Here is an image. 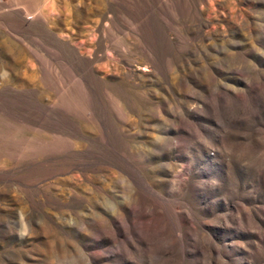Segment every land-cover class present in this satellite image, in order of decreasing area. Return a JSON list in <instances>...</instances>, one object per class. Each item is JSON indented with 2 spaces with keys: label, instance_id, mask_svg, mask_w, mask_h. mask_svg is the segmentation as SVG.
<instances>
[{
  "label": "rangeland",
  "instance_id": "obj_1",
  "mask_svg": "<svg viewBox=\"0 0 264 264\" xmlns=\"http://www.w3.org/2000/svg\"><path fill=\"white\" fill-rule=\"evenodd\" d=\"M0 264H264V0H0Z\"/></svg>",
  "mask_w": 264,
  "mask_h": 264
}]
</instances>
